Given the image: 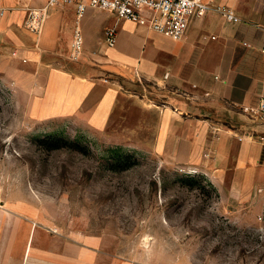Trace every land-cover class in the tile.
<instances>
[{
  "label": "crops",
  "instance_id": "crops-1",
  "mask_svg": "<svg viewBox=\"0 0 264 264\" xmlns=\"http://www.w3.org/2000/svg\"><path fill=\"white\" fill-rule=\"evenodd\" d=\"M46 1L0 0V75L23 85L39 112L97 129L116 112L154 113L153 150L166 162L215 178L234 175L244 188L264 187V0H204L211 9L180 41L121 20L115 47L101 37L116 16L89 10L83 34L94 31L107 49L99 67L80 74L45 61V45L56 49L65 27L60 7L49 11L41 33L25 26L28 9ZM218 7L233 10L241 22L227 21ZM63 8L76 18L74 8ZM103 19L109 20L105 29ZM112 76L153 83L164 99L131 94ZM106 249L102 237L63 238L24 222L23 206L0 207V264H109Z\"/></svg>",
  "mask_w": 264,
  "mask_h": 264
},
{
  "label": "rangeland",
  "instance_id": "rangeland-1",
  "mask_svg": "<svg viewBox=\"0 0 264 264\" xmlns=\"http://www.w3.org/2000/svg\"><path fill=\"white\" fill-rule=\"evenodd\" d=\"M56 10L65 27L45 61L79 74L99 67L106 45L91 31L71 60L76 18ZM110 79L164 99L153 83ZM156 122L149 112H116L105 129L48 118L0 75V207L23 206L24 222L63 238L102 237L109 264H264V187L166 162L153 150Z\"/></svg>",
  "mask_w": 264,
  "mask_h": 264
},
{
  "label": "built area",
  "instance_id": "built-area-1",
  "mask_svg": "<svg viewBox=\"0 0 264 264\" xmlns=\"http://www.w3.org/2000/svg\"><path fill=\"white\" fill-rule=\"evenodd\" d=\"M54 7H72L76 12L70 45L71 60L79 59L84 52L85 36L81 29V20L89 10H105L116 16V24L105 32V44L115 47L116 26L121 20L132 21L165 37L180 41L186 37L192 23L204 17L211 9L204 0H47L40 8L28 9L25 26L34 33H41L49 11ZM217 9L227 21L241 22L233 10L225 7ZM261 52L264 54V45ZM259 111L264 114V99L260 102ZM262 140L264 141V137Z\"/></svg>",
  "mask_w": 264,
  "mask_h": 264
}]
</instances>
